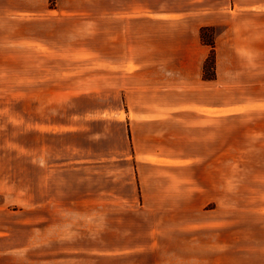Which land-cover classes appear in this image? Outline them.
<instances>
[{
  "label": "rangeland",
  "instance_id": "obj_1",
  "mask_svg": "<svg viewBox=\"0 0 264 264\" xmlns=\"http://www.w3.org/2000/svg\"><path fill=\"white\" fill-rule=\"evenodd\" d=\"M102 1L0 0V264H264L244 105L223 111L219 141L196 157L182 144L184 157L155 159L141 190L123 127L102 125L101 71L86 60L117 33ZM146 194L159 200L142 205Z\"/></svg>",
  "mask_w": 264,
  "mask_h": 264
},
{
  "label": "crops",
  "instance_id": "obj_2",
  "mask_svg": "<svg viewBox=\"0 0 264 264\" xmlns=\"http://www.w3.org/2000/svg\"><path fill=\"white\" fill-rule=\"evenodd\" d=\"M102 3L103 18L118 16L117 33L114 41H106L105 34L101 55L86 60L101 71L102 125L123 127L118 141L132 146L141 190L150 189L147 183L160 169L155 159L184 157L182 144L196 157L201 143L219 141L223 111L244 105L248 182L252 179V191L261 193L264 206V0ZM205 28L215 32L211 79L203 70L210 54L200 39ZM243 87L245 97L235 96ZM112 156L103 154L98 161L106 165ZM146 196L145 206L146 200H159Z\"/></svg>",
  "mask_w": 264,
  "mask_h": 264
},
{
  "label": "trees",
  "instance_id": "obj_3",
  "mask_svg": "<svg viewBox=\"0 0 264 264\" xmlns=\"http://www.w3.org/2000/svg\"><path fill=\"white\" fill-rule=\"evenodd\" d=\"M207 31H208L207 29H201V31H200L201 42L203 44H205L206 46H209L212 49L211 55L209 56L208 60L206 61L205 65H204V68H203L204 72L206 71V67H207V64H209L208 62L210 61V59L212 60L213 63L215 61L214 52H213L214 51V42H213L212 38L211 39L209 38V40H206V35L205 34H206ZM213 68H214V65H213L212 69ZM206 78H208V77H206Z\"/></svg>",
  "mask_w": 264,
  "mask_h": 264
}]
</instances>
